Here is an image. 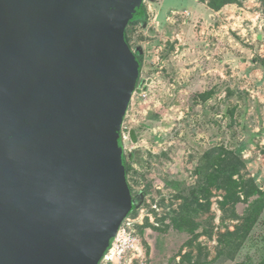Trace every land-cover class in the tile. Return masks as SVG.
Returning <instances> with one entry per match:
<instances>
[{"label": "water", "instance_id": "1", "mask_svg": "<svg viewBox=\"0 0 264 264\" xmlns=\"http://www.w3.org/2000/svg\"><path fill=\"white\" fill-rule=\"evenodd\" d=\"M140 2L0 0V264H99L115 238Z\"/></svg>", "mask_w": 264, "mask_h": 264}, {"label": "rangeland", "instance_id": "2", "mask_svg": "<svg viewBox=\"0 0 264 264\" xmlns=\"http://www.w3.org/2000/svg\"><path fill=\"white\" fill-rule=\"evenodd\" d=\"M125 34L137 63L118 135L130 198L120 227L131 246L111 264H258L264 210L231 257L220 237L238 221L224 218L220 192L200 204L189 192L214 148L234 152L264 191V0L218 11L198 0H141ZM180 215L193 233L175 229Z\"/></svg>", "mask_w": 264, "mask_h": 264}, {"label": "trees", "instance_id": "3", "mask_svg": "<svg viewBox=\"0 0 264 264\" xmlns=\"http://www.w3.org/2000/svg\"><path fill=\"white\" fill-rule=\"evenodd\" d=\"M198 1L206 4L209 9L218 11L227 5H238L246 0ZM125 39H127L126 34ZM202 98L206 99L207 96L203 94ZM129 137L133 143H137V134L134 130L129 132ZM213 150L217 149H211L206 153L208 170L203 172L199 182L192 186L189 197L192 203L200 204L199 197L205 200L212 190L220 192L223 197L221 205L222 208H225L224 218L229 215L230 219L238 221L233 231H227L220 237L222 251L232 257L242 247L264 210V191L260 190L253 179L247 176L245 164L234 152L222 148L220 153L215 154ZM129 159L131 160V155ZM124 171L127 175L129 172L127 164L124 165ZM197 174H202V171L197 170ZM240 203L247 204V207L242 216H237L235 208ZM184 219L185 217L181 215L179 218L173 219L175 229L179 232L193 233V228H187L183 224ZM258 264H264V259Z\"/></svg>", "mask_w": 264, "mask_h": 264}, {"label": "built area", "instance_id": "4", "mask_svg": "<svg viewBox=\"0 0 264 264\" xmlns=\"http://www.w3.org/2000/svg\"><path fill=\"white\" fill-rule=\"evenodd\" d=\"M125 236V230H122L120 227L111 246L104 253L102 263L111 264L126 253L127 249L131 246V239Z\"/></svg>", "mask_w": 264, "mask_h": 264}]
</instances>
